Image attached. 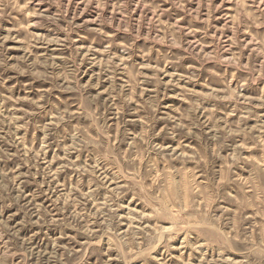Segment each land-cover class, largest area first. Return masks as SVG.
Wrapping results in <instances>:
<instances>
[{"label": "rangeland", "instance_id": "rangeland-1", "mask_svg": "<svg viewBox=\"0 0 264 264\" xmlns=\"http://www.w3.org/2000/svg\"><path fill=\"white\" fill-rule=\"evenodd\" d=\"M0 264H264V0H0Z\"/></svg>", "mask_w": 264, "mask_h": 264}]
</instances>
